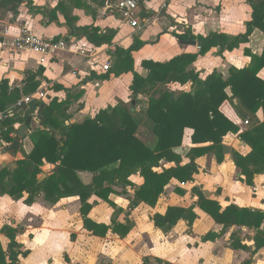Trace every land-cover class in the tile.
Here are the masks:
<instances>
[{"label":"trees","instance_id":"1","mask_svg":"<svg viewBox=\"0 0 264 264\" xmlns=\"http://www.w3.org/2000/svg\"><path fill=\"white\" fill-rule=\"evenodd\" d=\"M84 2L60 0L55 8L50 9L35 5L33 0H0V8L17 15L24 4L31 11L42 13L48 24L59 23L58 13H61L77 36L86 37L96 46L113 44L116 36L114 30L104 32L94 25L76 26L77 17L72 15L70 3L74 7H84ZM247 2L253 12L244 34L229 36L211 32L208 35H195L189 28L185 33L176 35L182 41H197L199 52L183 53L166 62L144 60L142 67L148 72L147 76L138 71L133 53L150 42L137 36L129 47L115 46L111 49L115 64L105 74L94 77L106 80L111 74L120 76L133 73L131 105L119 103L99 111L94 118L78 123L71 121L67 113L69 99L59 102L54 98L49 101L44 111L45 121L32 128L29 134L34 146L32 152L18 160L15 167H0V197L9 195L21 199L27 193L25 203L30 205L42 193L51 203L78 196L87 230L100 237L106 236L109 231L125 237L132 229L130 212H127L124 222L113 219L111 224L98 223L89 217L91 209L97 204V201L89 202L91 197L97 196L109 203L120 214L124 210L111 200V195L128 194L129 187H135V196L130 199V210L141 203L155 207L172 179L182 184L195 182V175L199 173L198 158L214 155L220 164L227 153L232 155L234 164L240 169L243 176L241 181L254 187L256 175L264 174V120L260 121L257 117L259 110H264V80L258 76L264 68V53L261 56L252 55V63L246 68H231L228 78L214 70L202 79L199 71L189 69L199 56L205 55L212 48L219 47L221 53L233 51L249 40L255 27L264 30V0ZM43 74L42 68L36 72L25 71L22 88L11 86L9 78L2 79L0 111L14 108L24 97L36 93L44 80ZM173 83L182 86L189 84L190 88L177 92L170 86ZM52 88L65 89L56 84ZM139 94L149 97L142 111L137 110ZM226 102L233 104L240 117L250 123L239 134L251 147L247 154L224 143L228 134L240 132L237 120L222 110ZM25 120L23 112H13L3 123L6 129L0 135V143L8 140L12 144L15 140L13 135L18 131L16 125L23 124ZM141 127L152 135V142L139 136ZM187 128L193 130L192 142L204 145L192 147L184 156L177 149L183 145ZM11 144L8 145V151L16 156L22 143L18 149H12ZM185 157L189 161H185ZM46 163L55 165V168L46 178H41L42 167ZM81 172L93 174L90 184L84 183L79 176ZM134 174L143 178L140 186L130 179ZM176 191L180 194L187 192L182 187H177ZM190 193L196 199L194 203L189 206L171 205L165 213L151 215L154 225L169 231L184 220L189 226L188 231L192 232L195 221L200 217L197 212L199 208L222 225L220 231L206 233L202 237L203 242L215 241L230 228L238 227L230 235L232 248L249 250L252 255L264 251V210L235 203L224 206L219 200L210 198L200 185H194ZM243 227L254 231V247L244 243L240 235V228ZM0 232L10 240L4 249L0 239V264H19L21 256L27 257L30 254L29 250L22 249L23 245L17 239L20 229L6 224ZM146 261L148 259L143 264ZM157 263L170 264L159 258ZM243 264H252V260Z\"/></svg>","mask_w":264,"mask_h":264},{"label":"crops","instance_id":"2","mask_svg":"<svg viewBox=\"0 0 264 264\" xmlns=\"http://www.w3.org/2000/svg\"><path fill=\"white\" fill-rule=\"evenodd\" d=\"M113 1H116L117 5L118 0H85L84 7H74L70 3L72 15L77 17V27L94 25L104 32L116 31L113 44L102 46L94 45L84 36H77L61 13H58L59 23L48 24L47 18L42 13L31 11L24 4L19 8L17 15L0 8V81L9 78L11 86L22 88L25 71L36 72L42 68L44 80L39 90L43 89L47 95L44 103L47 104L54 98L59 102L69 99L67 113L71 116L70 120L82 123L88 118H94L99 111L115 107L119 103L131 105L133 97L130 87L134 79L133 73L128 72L120 76L111 74V77L106 80L94 77L106 73L103 70L105 63L110 62L111 68L113 67L116 60L111 56L110 50L115 46L129 47L137 36L143 41L150 42L133 53L138 71L143 76H147L148 72L142 67L144 60L166 62L183 53L195 54L199 52L198 44H183L176 34L185 33L190 28L195 35L218 32L237 36L246 32V24L252 19L253 12V8L247 0H141L136 14L141 28H135L123 18L117 6L114 7ZM33 2L35 5L52 9L58 5L60 0H33ZM161 3H165V7ZM159 8L161 10L165 8L167 11L165 14L161 13V10L160 13H157ZM182 22H185V26L179 27L178 23ZM24 30H31L54 40H65L68 42V49L47 55L32 50H18L14 43ZM263 53L264 30L255 27L249 40L242 43L239 48L221 53L219 47H214L205 55L199 56L189 66V69L199 71L202 79H205L214 70L222 73L224 78H228L231 68H246L252 63V55L261 56ZM258 76L264 80V68ZM55 84L71 91L52 88ZM170 86L175 91L181 87V91L190 88L189 84L182 86L173 83ZM177 91L179 92V90ZM138 99L140 102L137 107H140L142 111L145 109L149 97L139 94ZM234 102L238 103L237 100ZM222 110L227 116L237 120V125L240 127V132L228 134L224 138V143L243 154L249 153L251 147L241 139L239 134L249 127L250 123L245 124L246 120L240 117L230 102L224 103ZM257 117L260 121L264 120L263 109L259 110ZM20 125L17 124L16 128L18 129ZM40 125L33 119L30 132L32 128ZM141 130L146 133L143 134L148 135L145 128L141 127L138 133L140 137ZM16 134L13 136L16 137ZM192 134L193 130L187 128L183 145L177 149L184 156L192 147L204 145L194 144ZM21 143L22 148L16 156L9 151L0 153L1 168L15 167L18 160L32 152L34 146L29 135ZM10 144L8 140H2L0 151ZM185 161H189L188 158L185 157ZM197 162L199 173L195 175V182L182 184L178 180L172 179L166 187L165 194L161 196L155 207L141 203L134 210H130V199L135 196V187H129L128 194L111 195V200L117 204L118 208H124L123 214L126 218L127 212H130L129 219L132 229L124 239L113 231L100 237L87 230L80 212L81 201L78 196L62 198L57 203H51L45 199L44 193L30 205L25 203V199L28 197L27 193L18 200L9 195L0 197V230L4 226V215L15 214L14 217L21 226H12L22 229L18 233L17 239L23 245V250L30 251L27 257H20L19 264H36L31 259L34 249L29 246V241L39 240L40 236H47L48 238H46L50 241L44 240L43 245L51 247L42 264H55L57 261L70 264L66 261V255L70 258L71 255L77 257L78 251L81 252L82 257L75 264H143L144 260L148 259L147 256H153L150 259L152 264H158V258L170 264H243L247 260H252V264H264V251L252 255L249 250L232 248L230 241L232 232L227 234V231L215 241L203 242L202 237L206 233L220 231L222 225L216 223L199 208H197V212L200 217L195 221L192 232L188 231L189 226L184 220L169 231H164L154 225L151 215L157 212L165 213L171 205L189 206L194 203L196 199L190 193L194 185L202 186L207 195L210 191L208 196L219 200L224 206L235 203L240 206L264 210V174L256 175L255 186L251 187L241 181L243 176L240 169L234 164L230 153L225 155V160L220 164L214 155L202 156L197 159ZM54 168L55 165L46 163L42 167L41 178L50 175ZM79 176L85 184L92 182L93 174L90 172H81ZM130 179L137 186L143 183V178L139 174H134ZM188 185L190 186L189 190L186 189ZM177 187L185 188L191 199L189 204L176 203L172 197L168 199L171 194H174L173 191ZM213 188L215 189L213 190ZM207 189L208 191H206ZM126 197L129 200L124 203ZM95 201L97 204L91 209L89 217L98 223L111 224L116 208L97 196H93L89 200L90 203ZM202 215L205 218L201 217ZM203 219H205L207 231L198 230V222L202 223ZM34 220L37 222L34 223ZM120 221L124 222L125 219ZM232 228L234 231L239 229L238 227ZM26 230L27 233H25ZM242 230L244 235L242 236L241 233L240 235L244 239V243L254 247L252 240L254 231L246 227L240 228V231ZM73 234L76 235V238H73ZM61 235H64V240ZM4 237L6 243L1 237L0 239L6 249L10 240L6 235ZM98 240H102L103 244H90L91 241L98 243ZM57 249L60 251L58 252ZM87 255L88 258H85ZM51 257L53 258L52 262L50 261Z\"/></svg>","mask_w":264,"mask_h":264},{"label":"built area","instance_id":"3","mask_svg":"<svg viewBox=\"0 0 264 264\" xmlns=\"http://www.w3.org/2000/svg\"><path fill=\"white\" fill-rule=\"evenodd\" d=\"M141 0H118L117 9L122 14L123 18L128 21L132 27H140L141 23L137 19L136 14L140 7ZM15 47L18 50H32L42 55L55 54L60 51L68 49V42L65 40H54L52 38L43 37L31 30H24L15 40ZM111 68V63L107 62L103 66L104 71H108ZM46 93L43 89L38 90L36 93L24 99L26 103L33 99L44 100ZM21 103V101L19 102ZM18 103V104H19ZM140 110V107H137ZM13 108H8L0 111V135L6 129L3 125L4 121L12 116ZM245 124H249V121H245Z\"/></svg>","mask_w":264,"mask_h":264},{"label":"rangeland","instance_id":"4","mask_svg":"<svg viewBox=\"0 0 264 264\" xmlns=\"http://www.w3.org/2000/svg\"><path fill=\"white\" fill-rule=\"evenodd\" d=\"M162 4V3H161ZM113 5H114V7L116 6V1H113ZM164 7H165V3H163L162 4ZM168 9H169V7H168ZM160 8H159V10H157V13H160ZM165 11H167V9H163V10H161V13L163 12L164 14H165ZM184 12V11H183ZM184 17V16H183ZM175 25V24H174ZM178 26L179 27H183V26H185V22H182V23H178ZM179 86V85H178ZM177 90H179V92H181V90H182V87L181 88H177ZM176 90V91H177ZM178 92V91H177ZM28 97H31V95L30 96H28ZM27 98V97H26ZM21 101H24V100H21ZM38 101H43L44 102V100H38ZM35 119V118H34ZM141 133H140V135H141V138H143L144 140H146L147 142H152L153 141V138H152V135L150 136V134H148V135H145L146 133L145 132H142V130L140 131ZM143 133H145V134H143ZM14 142V141H13ZM184 144H185V142H184ZM12 145V144H11ZM186 184H188V183H186ZM217 188V187H216ZM185 189V188H184ZM186 189L187 190H189L190 189V186L188 185L187 187H186ZM215 188H213V190H214ZM171 190V189H170ZM172 191V190H171ZM206 191H208V189L206 190ZM173 193L174 194H171V196H169L168 197V199L169 198H174V199H172L174 202H176V203H184V204H189L190 202H191V199H190V197H189V194L186 192V194H180V193H178L177 191H176V189H174V191H173ZM210 191H208V195H210ZM16 199V198H15ZM16 200H18V199H16ZM129 200V198L128 197H126L125 198V200L123 201L124 203H126V201H128ZM122 209V208H121ZM124 209V208H123ZM116 211V210H115ZM15 214H9V213H7V214H5L4 215V219H3V223H4V225H6V224H8V225H17V226H21V224L15 219ZM146 216H148V215H146ZM201 217H204L205 218V216H201ZM76 218H78L77 216H76ZM112 219H120V220H126V216L123 214V213H120V214H118V210L116 211V212H114L113 213V216H112ZM132 219L134 220V218L132 217ZM37 221L36 220H34V223H36ZM206 225H205V219H203L202 220V223H201V221L200 222H198V230L199 231H207L208 230V228H206L205 227ZM2 229V228H1ZM19 229H20V231H22V229H21V227H19ZM234 231V229L232 228V229H229L228 230V233L227 234H230L231 232H233ZM1 233V232H0ZM25 233H27V230L25 231ZM241 233V235L243 236L244 235V232H243V230L240 232ZM4 233H1L0 234V237L2 238V240L6 243V239H5V237H4ZM128 236V235H127ZM47 237V236H46ZM46 237H39V240H34V241H29L30 242V245L29 246H31L32 247V249H34V253H33V255H32V257H31V259H32V261L33 262H36V264H42L43 263V259L46 257V255H47V252H49V250H51V247H47V246H44L43 244V241L44 240H46L47 238ZM122 239H124L125 237H123V236H120ZM248 237H250V236H248ZM54 238V237H53ZM61 238L64 240L65 238H64V235H61ZM73 238H76V235L75 234H73ZM48 241H50V239H47ZM88 243H89V241H87ZM83 244V243H82ZM91 245H101V244H103L102 243V240H98V243L97 242H93V241H91V243H90ZM55 247H57L56 245H55ZM57 251L59 252L60 250L59 249H57ZM78 251V250H77ZM80 257H82V254H81V252H79L78 251V255H77V257L76 256H73V255H71V258L68 256V255H66V261L68 262V263H70V264H75L76 262H79V260L81 259ZM153 256H147V258H148V262L146 261V264H152V262L150 261V259L152 258ZM85 258H88V255H87V257H85ZM143 258H144V256H143ZM142 258V259H143ZM50 261L52 262L53 261V258L51 257L50 258ZM144 262H145V260H144ZM55 264H63L61 261H57ZM134 264H136V263H134Z\"/></svg>","mask_w":264,"mask_h":264},{"label":"water","instance_id":"5","mask_svg":"<svg viewBox=\"0 0 264 264\" xmlns=\"http://www.w3.org/2000/svg\"><path fill=\"white\" fill-rule=\"evenodd\" d=\"M182 43L187 45L198 44V42L195 40H183ZM45 108H46V104L41 103L36 99H33L28 103H26L25 101H21V103L17 104L13 108L14 113L23 112L26 116V120L18 128L15 140L11 145L12 149H18L21 141L30 134V126L34 118L35 121L39 122L40 124L45 121V116H44ZM7 151H8V147L0 151V153H6Z\"/></svg>","mask_w":264,"mask_h":264}]
</instances>
